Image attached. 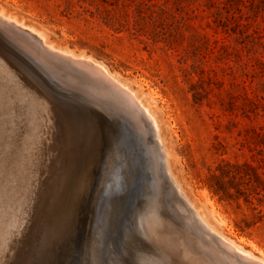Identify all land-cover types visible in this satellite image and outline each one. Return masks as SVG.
I'll list each match as a JSON object with an SVG mask.
<instances>
[{"label":"rangeland","instance_id":"1","mask_svg":"<svg viewBox=\"0 0 264 264\" xmlns=\"http://www.w3.org/2000/svg\"><path fill=\"white\" fill-rule=\"evenodd\" d=\"M0 9L92 55L142 95L185 193L222 233L264 256V0H0ZM2 69L0 264H85L95 237L103 264H152L138 246L148 243L142 227L153 202L182 229L154 134L119 111L126 138L120 121L113 136L103 132L99 155L117 152L114 161L104 171L92 166L70 230L46 242L68 158L67 117L45 95L35 102L18 91Z\"/></svg>","mask_w":264,"mask_h":264},{"label":"bare ground","instance_id":"2","mask_svg":"<svg viewBox=\"0 0 264 264\" xmlns=\"http://www.w3.org/2000/svg\"><path fill=\"white\" fill-rule=\"evenodd\" d=\"M0 65L8 77L6 78L12 81L18 91L27 89V93L24 94L27 96L29 94L35 102H41L39 95H45L67 117L65 144L68 158L60 189L49 207L46 242L54 237L60 239L67 230H70L73 210L87 199V192L93 185L92 166L96 169L101 167L104 171L114 161L112 157L117 152L103 156V160L100 161L101 136L103 132L113 136L115 127L122 121L124 128L121 134L123 139L126 138L127 122L120 114L123 111L142 130L144 125L150 131V135L154 134L151 143H154L159 156H157L160 162L158 168L165 178H163L164 182L169 184L167 186L169 188L165 189L166 194H170L175 214L179 217L182 226V229H179L170 223L158 208L160 201H152L150 207L152 210H146L148 213L142 227V234L148 239V243L137 244L148 254L146 259L152 264H264V256L255 255L222 233L185 193L170 168L168 153L155 112L143 100L142 95L104 63L99 62L92 55L55 44L43 30L0 9ZM50 82H54L56 87L67 91L80 101L67 100L66 96H60V90L55 89L56 87ZM115 147L116 144L113 143V149L117 148ZM157 181H159L158 177ZM93 198L94 196L90 200L92 201ZM85 253V264H103L97 237L89 240ZM107 264H111V261Z\"/></svg>","mask_w":264,"mask_h":264}]
</instances>
